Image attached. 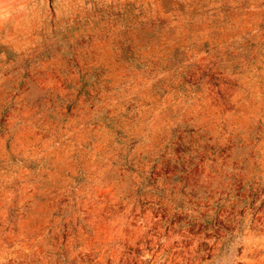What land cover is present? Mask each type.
<instances>
[{
  "label": "rangeland",
  "instance_id": "obj_1",
  "mask_svg": "<svg viewBox=\"0 0 264 264\" xmlns=\"http://www.w3.org/2000/svg\"><path fill=\"white\" fill-rule=\"evenodd\" d=\"M0 264H264V0H0Z\"/></svg>",
  "mask_w": 264,
  "mask_h": 264
}]
</instances>
